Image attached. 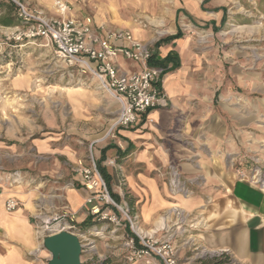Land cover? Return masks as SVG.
<instances>
[{
  "label": "rangeland",
  "instance_id": "rangeland-1",
  "mask_svg": "<svg viewBox=\"0 0 264 264\" xmlns=\"http://www.w3.org/2000/svg\"><path fill=\"white\" fill-rule=\"evenodd\" d=\"M67 1L74 14L89 16L106 27H138L153 38L152 43L180 26L198 55L200 77L222 79L225 86L234 84L240 107L247 101L242 96L249 95L259 108L258 125L243 132L247 142L243 143L240 137L242 144L235 163L239 178L254 181L264 189V0H209L204 5L206 9L219 8L215 14H206L209 20L203 18L202 0ZM49 6L47 2L41 4L51 11L52 3ZM223 7L227 16L222 24ZM178 9L186 10L192 17L182 11L177 14ZM210 20L216 21L217 29L212 25L205 27ZM14 27L0 24V182L32 195L36 230L40 214L49 216L65 210L76 214L70 209L66 191L78 187L77 162L89 163L91 150L98 162L96 150L117 134L113 124L120 105L95 77L58 60L46 39L8 40ZM235 78H249L255 89L247 94L245 88L235 85ZM221 99L230 105L229 96ZM242 165L248 166L246 172ZM168 166L161 171L171 203L163 214L164 226L156 236L169 238L175 244L181 264H239L231 252L207 244V235L213 236L214 214L192 212L180 204L184 197L170 191ZM181 176L190 198L199 182L182 173ZM15 178L19 181H13ZM121 204L132 216L137 215L128 205ZM84 205L88 212L86 200ZM203 206L213 208L214 202L206 199ZM117 214L121 220L119 228L98 217L92 218L89 226L77 220L75 233L82 243V264H146L128 261L124 245L127 220L121 211L117 210ZM37 247L40 250L32 256L40 264H47L51 255L44 247L43 237Z\"/></svg>",
  "mask_w": 264,
  "mask_h": 264
},
{
  "label": "crops",
  "instance_id": "crops-1",
  "mask_svg": "<svg viewBox=\"0 0 264 264\" xmlns=\"http://www.w3.org/2000/svg\"><path fill=\"white\" fill-rule=\"evenodd\" d=\"M25 1L39 7L44 2L51 7L52 3L50 0ZM203 1L200 9L203 18L209 20L206 14H215L216 6L206 9L204 5L208 1L202 7ZM47 11L53 13V9ZM83 17L94 27L101 25L89 16ZM206 23L212 27L217 24L211 20ZM179 29L180 26H175L171 34L155 43L138 27L130 25L127 29L153 48L154 60L161 62L171 57L163 81V90L171 105L141 115L133 126L118 128L117 134L96 150L97 163L110 175L111 188L119 195L120 202L137 213L140 227L150 233H158L163 228V214L171 203L161 170L169 164L178 166L187 179L199 182L193 188L194 195L179 200L180 204L192 212L214 214L213 236L207 235V244L231 252L239 264H264V189L247 178H239L235 163L242 138L243 143L246 141L243 132L258 125L256 119L260 111L256 109L259 108L249 95L242 96L247 101L240 107L237 103L240 96L233 91L234 84L225 86L222 79L201 78L198 55L183 30L180 37L165 39L177 34ZM173 62L178 65L172 68ZM119 64L124 71L141 68L123 58ZM234 80L247 94L255 89L250 80ZM227 96L231 98L229 106L221 99ZM261 99L264 111V96ZM110 159L117 160L118 165L110 167ZM242 166L246 172L248 166ZM199 176L201 179L197 178ZM77 179L78 187L67 190L66 197L77 220L83 222L90 215L84 205L89 192L79 174ZM10 197L19 203L13 212L5 207ZM206 199L213 200V208L203 206ZM33 209L30 193L0 182V264H40L32 256L38 246ZM154 263L161 264V261Z\"/></svg>",
  "mask_w": 264,
  "mask_h": 264
},
{
  "label": "built area",
  "instance_id": "built-area-1",
  "mask_svg": "<svg viewBox=\"0 0 264 264\" xmlns=\"http://www.w3.org/2000/svg\"><path fill=\"white\" fill-rule=\"evenodd\" d=\"M10 1L16 6V16L22 24L15 26L7 39H46L52 44L55 56L63 64L95 77L120 105L113 128L133 126L141 115L150 114L155 108L171 105L163 90L168 67L152 65L150 62L155 54L153 48L135 38L131 31L110 29L104 25L94 27L85 17L74 14L67 0H52V14L42 7L30 5L25 0ZM121 58L139 64L141 68L124 71L119 64ZM149 121L153 123L154 119L149 118ZM90 152L89 163L82 160L77 162V171L89 192L86 198L88 213L93 218L110 221L117 228L121 225L117 210L124 214L132 233L124 235L128 261L155 264L154 261L159 260L161 264H181L178 250L169 238L138 231L137 215L132 216L129 209L114 199L97 166L93 151ZM108 165L115 166L116 160H108ZM166 175L172 194L189 197L190 190L182 181L178 166L169 164ZM13 181L18 182L19 179L15 178ZM5 207L7 211L13 212L18 209L19 203L10 197L6 200ZM175 210L178 211L177 208ZM39 219L40 223L35 230L38 240L42 237L44 240L47 235L62 230L76 234L77 218L74 212L65 210L56 211L49 216L40 214ZM44 232L48 234L44 235ZM39 250L37 247L32 255Z\"/></svg>",
  "mask_w": 264,
  "mask_h": 264
},
{
  "label": "water",
  "instance_id": "water-1",
  "mask_svg": "<svg viewBox=\"0 0 264 264\" xmlns=\"http://www.w3.org/2000/svg\"><path fill=\"white\" fill-rule=\"evenodd\" d=\"M43 243L51 255L47 264H82V243L78 235L62 230L47 235Z\"/></svg>",
  "mask_w": 264,
  "mask_h": 264
},
{
  "label": "trees",
  "instance_id": "trees-1",
  "mask_svg": "<svg viewBox=\"0 0 264 264\" xmlns=\"http://www.w3.org/2000/svg\"><path fill=\"white\" fill-rule=\"evenodd\" d=\"M207 1H209V0H204V1H203L202 7H203V5H204ZM222 9L224 10V14H223V17H222V24H223V23H225V21H226V16H227V14H226L225 8L223 7ZM0 10H1V12H2V14L0 15V24H1V25L5 26V27H14V26H18V25H21V24H22V22H21L19 19H17L16 16H15L16 6L14 5V3H12V2H0ZM218 10H219V8H216V9H215V11H218ZM180 12H181V10H178V11H177L178 14H179ZM185 14H186V12H185ZM187 15H188L190 18L192 17L190 14H187ZM209 25H210V24L205 23V27H209ZM213 29L215 30V29H217V28H216L215 26H213ZM181 35H182V30H181V28H180V29L178 30L177 34L172 35V36H168V37L165 38V39L170 40V39H173V38H178V37H180ZM162 41H163V40H162ZM162 41L158 42V44H160ZM170 62H172V61H171V57H168V59H166L165 61H161V62H158V61L152 59L150 63H151L152 65L166 66V65H167L168 63H170ZM177 65H178L177 62H173V64H172V68H173V66L176 67ZM170 69H171V68H170ZM117 160L119 161V158H117ZM117 160H116V161H117ZM97 166H98L100 172L102 173V175H103V177H104V179H105V181H106L108 187L110 188V191H111L112 196L114 197V199H115L117 202H120V197H119V195L115 194V193L112 192V190H111V184H110V183H111V177H110V175L104 170V168H103L101 165H99V163H97ZM92 218H93V217H92L91 215H88L87 218L84 220L83 225H84V226H89V225H91V224H92ZM126 233H128V234H129V233L132 234L128 225H127ZM217 264H218V263H217Z\"/></svg>",
  "mask_w": 264,
  "mask_h": 264
},
{
  "label": "bare ground",
  "instance_id": "bare-ground-1",
  "mask_svg": "<svg viewBox=\"0 0 264 264\" xmlns=\"http://www.w3.org/2000/svg\"><path fill=\"white\" fill-rule=\"evenodd\" d=\"M110 94L112 95V93L110 92ZM108 134V133H107ZM139 229H138V231L139 232H141V231H144L141 227H140V225H139V227H138ZM152 233H156V231L155 232H152Z\"/></svg>",
  "mask_w": 264,
  "mask_h": 264
}]
</instances>
